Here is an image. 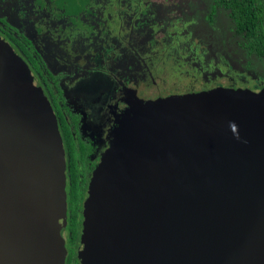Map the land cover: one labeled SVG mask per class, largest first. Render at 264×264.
I'll list each match as a JSON object with an SVG mask.
<instances>
[{"label": "water", "instance_id": "95a60500", "mask_svg": "<svg viewBox=\"0 0 264 264\" xmlns=\"http://www.w3.org/2000/svg\"><path fill=\"white\" fill-rule=\"evenodd\" d=\"M52 104L0 35V264H65ZM82 264H264V89L134 100L90 182Z\"/></svg>", "mask_w": 264, "mask_h": 264}, {"label": "flooded vegetation", "instance_id": "af4514ba", "mask_svg": "<svg viewBox=\"0 0 264 264\" xmlns=\"http://www.w3.org/2000/svg\"><path fill=\"white\" fill-rule=\"evenodd\" d=\"M38 1L39 8L49 7V21L18 0H0V35L12 41L21 33L41 57L40 51L53 55L58 72L42 57L53 76L39 82L63 139L67 193L73 169L85 193L82 215L94 173L134 100L264 89V0H92L77 14ZM11 13L33 19L40 39L13 25ZM93 69L108 84L88 103L77 82ZM155 87L159 91L151 92Z\"/></svg>", "mask_w": 264, "mask_h": 264}, {"label": "trees", "instance_id": "16d2710c", "mask_svg": "<svg viewBox=\"0 0 264 264\" xmlns=\"http://www.w3.org/2000/svg\"><path fill=\"white\" fill-rule=\"evenodd\" d=\"M78 1H79V7H82L84 3H81V0ZM87 1L90 2L91 0H87ZM10 37L12 41L9 42L13 45L14 49L29 63L30 67L33 69V72L36 75L38 82L40 80L41 83H43L44 81L49 83L48 77L50 75L53 76V74L50 71H48L46 64L43 62L39 51H37L36 47L30 41V39H28V37H26L21 33H19L18 35L16 34V36L12 35ZM25 43L27 44L25 45ZM21 45L22 48L21 49L18 48V46ZM72 171L74 172L76 177H74L72 184L68 186V213H67L68 255L66 257L67 264H73L74 258L75 260H78L76 257V253H77V248L79 247L78 241L83 228L81 209L83 207V201L85 197L84 190H82V187L78 183L79 178L77 176V170L73 169Z\"/></svg>", "mask_w": 264, "mask_h": 264}, {"label": "rangeland", "instance_id": "374dc122", "mask_svg": "<svg viewBox=\"0 0 264 264\" xmlns=\"http://www.w3.org/2000/svg\"><path fill=\"white\" fill-rule=\"evenodd\" d=\"M18 1L21 3L22 7L23 6L28 7V9L33 7V12L35 15H39V13H42L44 16H46L48 14V17H44V20H45V22L49 21V19L51 17L50 12L47 9L49 7L39 8L40 3L38 0H18ZM48 2H50V6H51V2H54L55 6H63L67 10L66 11L67 13H77L82 8V7H79V1L78 0H46V3H47L46 5H48ZM81 3L87 4L88 1L87 0H81ZM1 6H2V4H0V7ZM17 15H18V17L16 15H14L13 13H11V18L8 16L9 17L8 19L11 21V23L13 25L17 26L20 30H24L28 34H33V35H35V38H37L36 34H37L38 28L33 23V19H28L23 14L17 13ZM67 23L69 24L70 21H68ZM38 39H40V38H37V40ZM38 44H39V42L37 43V47H38ZM40 52L42 53L43 59H46V64L50 68H52L51 70H53L55 73L58 72L55 69L54 61L52 60L53 55L52 54L49 55L48 53H46L44 51H40ZM95 71L96 70L90 72L91 74L88 77H86L84 79H80L77 82V86L80 88L81 93H83V99L85 101H87L88 103H91V101L96 98L98 92L100 90H104L108 84V81L105 77H103L99 74H92ZM162 90L164 91L165 89H162ZM156 91H159L156 87H155V89H151V92H156ZM251 91H254V90H251ZM82 221L84 223V216L83 215H82ZM67 225H68V221H67ZM67 225H66V228H67ZM66 228L64 229V233H63V237L65 238V241H67V235H68V231L66 230ZM80 237H81V235H80ZM78 248H77L76 257L78 259V263L82 264L81 260L79 259V256H78V253H79V250L81 249V247H78Z\"/></svg>", "mask_w": 264, "mask_h": 264}]
</instances>
